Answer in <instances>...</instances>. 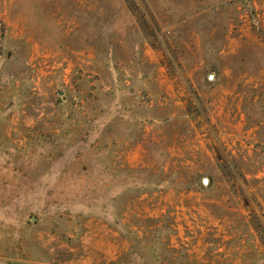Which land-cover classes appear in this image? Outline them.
Here are the masks:
<instances>
[{"label": "rangeland", "instance_id": "obj_1", "mask_svg": "<svg viewBox=\"0 0 264 264\" xmlns=\"http://www.w3.org/2000/svg\"><path fill=\"white\" fill-rule=\"evenodd\" d=\"M0 264H264V0H0Z\"/></svg>", "mask_w": 264, "mask_h": 264}, {"label": "water", "instance_id": "obj_2", "mask_svg": "<svg viewBox=\"0 0 264 264\" xmlns=\"http://www.w3.org/2000/svg\"><path fill=\"white\" fill-rule=\"evenodd\" d=\"M213 75H209V79H212Z\"/></svg>", "mask_w": 264, "mask_h": 264}]
</instances>
